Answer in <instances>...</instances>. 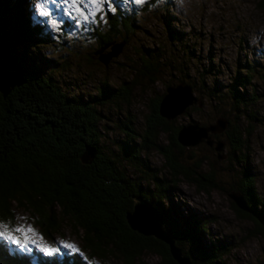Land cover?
I'll return each mask as SVG.
<instances>
[{"label":"rangeland","instance_id":"rangeland-1","mask_svg":"<svg viewBox=\"0 0 264 264\" xmlns=\"http://www.w3.org/2000/svg\"><path fill=\"white\" fill-rule=\"evenodd\" d=\"M71 4L72 0H27L26 15L32 24L33 19L41 22L43 40L16 45L17 52L27 53L30 65L70 97L87 99L97 95L104 82L112 88L123 83L132 85L130 101H111L99 110L102 148L134 180L139 176L146 179L142 172L146 168L139 167L140 171L124 158V123L130 117L131 128L141 133L149 112V98L165 92L167 85L190 84L203 101L202 107L194 104L195 109H190L188 115L179 116L177 124L208 125L218 117L237 124L243 132L240 150L233 149L224 133L227 124L222 132L213 133L211 147L202 143L178 152L182 163L198 161L200 172H214L215 187L208 192L199 191L182 177L172 182L165 160L157 151H145L142 157L149 165L147 174H156L161 184L167 185L164 210L172 221L190 215L202 221L205 232L199 236L200 245L204 249L225 246V264H264V237L252 234V223L237 216L230 198L240 191L246 167L255 181L256 202L264 207V9L259 0H103L99 10L91 0H77L80 13ZM113 9L130 16L133 25L129 32L120 31L113 38L117 42L124 40L125 45L104 66L93 55L98 47L95 33L105 32L106 12L110 10L114 15ZM0 52L3 55L1 49ZM145 59L153 62L152 78L138 72ZM237 72L241 76L249 74L250 81L243 88L234 84ZM237 91L246 100L238 110L234 107ZM160 140L165 142L166 137L162 135ZM218 141L224 143L221 159L213 149ZM142 187L156 190L152 180L143 181ZM13 213V222L6 219L0 225L7 224L10 229L31 227L35 231L30 237L36 243L30 241L24 248L0 237V247L6 252L8 244L15 253L32 260L37 256L54 259L76 254L84 264H125L115 253H106L102 258L91 255L85 249L83 232L78 233L69 220L62 221L60 230L52 234L36 225L27 208L13 204ZM63 243H72L80 251L66 249ZM41 245L58 247L60 252L49 255ZM183 249L191 259L195 258L190 244L186 243ZM159 262L158 256L146 253L134 264Z\"/></svg>","mask_w":264,"mask_h":264},{"label":"trees","instance_id":"trees-1","mask_svg":"<svg viewBox=\"0 0 264 264\" xmlns=\"http://www.w3.org/2000/svg\"><path fill=\"white\" fill-rule=\"evenodd\" d=\"M26 4L27 0H0V44L16 61L24 79V83L10 88L5 96L0 92V221L13 222L15 204L27 208L36 225L47 233H57L62 221L69 220L78 233L83 232L85 249L93 256L102 258L106 253H115L125 264H134L144 254L151 253L159 257L158 264H177L165 243L139 235L127 224L126 215L133 211L137 198L141 197L161 217L164 229L176 239V246L191 264H225L224 255L228 254L225 246L212 245L204 249L200 245L199 236L205 232L202 221L192 215L172 221L164 210L167 185H162L156 174H147L149 165L142 157L148 150L160 153L172 182L182 177L203 192L215 187L212 170L200 172V162L186 165L179 154L194 146L178 141L180 129L187 124H177L176 119L188 115L190 109H195L194 104L173 119L162 116L160 103L166 89L177 84L167 85L165 92L149 98V112L141 133L132 129V119H127L124 123L126 140L121 145L124 158L138 170L146 168L142 171L146 179L139 176L134 180L125 174L116 158L102 148L99 110L111 101H130L132 85L123 83L112 88L104 82L99 93L87 99L62 92L30 65L31 57L27 53L17 52L15 48L43 40L42 24L34 19L32 24L24 9ZM259 5L264 9V0H259ZM106 16L105 32L97 30L95 33L98 47L113 41L120 31L126 33L132 29V18L120 10L115 9L114 15L108 10ZM142 66L139 74L152 78L153 62L145 59ZM234 80L238 88H243L250 81L249 74L241 76L237 72ZM245 102L240 91L234 93L237 110ZM196 105L199 108L198 103ZM227 120L224 133L233 149L240 150L243 132L237 124ZM188 124L205 126L197 122ZM162 135L166 137L165 142L160 140ZM212 136L208 133L211 140ZM222 150H215L217 158ZM250 175V169L245 167L237 194L252 213H245L234 204L232 208L239 218L252 223L253 235L264 237V207L256 202L255 181ZM148 180L153 181L154 192L143 189L142 182ZM186 243L191 245L194 259L184 251ZM6 246L9 252L0 247V264H84L76 254L54 259L37 256L32 260Z\"/></svg>","mask_w":264,"mask_h":264},{"label":"water","instance_id":"water-1","mask_svg":"<svg viewBox=\"0 0 264 264\" xmlns=\"http://www.w3.org/2000/svg\"><path fill=\"white\" fill-rule=\"evenodd\" d=\"M124 45V40L119 42L111 41L99 46L93 55L104 66H107L112 59L116 58L122 52ZM0 49L7 55L6 59H4L0 52V92L5 96L9 93L10 88L24 83V79L20 73V67L12 57L4 52L5 50L1 44ZM196 103H198L199 107L203 105L202 101L193 95L191 86L183 83L169 86L160 103V114L168 119H173L182 114L188 106ZM227 123L228 120L226 118L218 117L215 119V123L205 126L187 124L180 129L178 141L185 146H195L205 141L211 146L212 140L208 137V133L215 134L222 132L226 128ZM223 146L224 143L218 141L216 142L215 150L220 152ZM222 157L219 154L218 158ZM230 198L239 210L248 214L252 213L239 194H231ZM126 222L135 233L144 237H153L165 243L169 248L171 257L177 264H191L190 260L184 257L181 250L176 246V239L164 229L161 217L141 197L137 198V203L134 204L133 211L126 215Z\"/></svg>","mask_w":264,"mask_h":264},{"label":"snow or ice","instance_id":"snow-or-ice-1","mask_svg":"<svg viewBox=\"0 0 264 264\" xmlns=\"http://www.w3.org/2000/svg\"><path fill=\"white\" fill-rule=\"evenodd\" d=\"M83 0H81V3ZM142 0H136V3H141ZM91 3L95 6L97 10H99L102 7L103 0H91ZM71 7L76 8L77 13H80L79 5L77 4V0H72ZM44 8V5H41V9ZM115 10V9H113ZM44 14H47L46 12ZM94 15V13H93ZM84 19H87V16L84 17ZM34 229L31 227H24V226H17L12 229L9 228L7 224L0 225V237H5L10 241H14L17 245H23L24 248L28 247L29 242L36 243L34 239H31L30 234L34 233ZM20 234V235H17ZM42 246V245H41ZM66 249H70L73 252H79V248L72 244V243H63L62 245ZM44 251L47 252L49 255H52L54 253H59L60 248L58 247H48V246H42Z\"/></svg>","mask_w":264,"mask_h":264},{"label":"bare ground","instance_id":"bare-ground-1","mask_svg":"<svg viewBox=\"0 0 264 264\" xmlns=\"http://www.w3.org/2000/svg\"><path fill=\"white\" fill-rule=\"evenodd\" d=\"M6 51H7V50H6ZM1 55H2V54H1ZM2 57H3L4 59H6L7 55L3 53ZM0 59H1V57H0ZM3 61H4V60H3Z\"/></svg>","mask_w":264,"mask_h":264}]
</instances>
